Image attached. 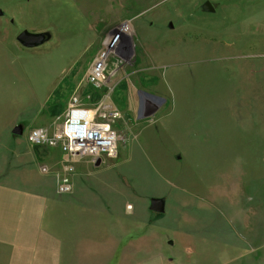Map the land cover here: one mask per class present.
I'll list each match as a JSON object with an SVG mask.
<instances>
[{"label": "rangeland", "instance_id": "obj_1", "mask_svg": "<svg viewBox=\"0 0 264 264\" xmlns=\"http://www.w3.org/2000/svg\"><path fill=\"white\" fill-rule=\"evenodd\" d=\"M126 23L132 32L96 88L88 68ZM24 30L51 39L28 48L17 39ZM141 91L165 99L153 116L139 117ZM74 95L120 110L117 157L67 161L28 142L33 128L62 127ZM260 98L259 111L264 0H0V264H264V199L260 207L253 190L254 179L264 182ZM228 176L237 193L224 209ZM180 197L194 203L187 215ZM152 198L166 199L164 214L150 210Z\"/></svg>", "mask_w": 264, "mask_h": 264}, {"label": "built area", "instance_id": "obj_2", "mask_svg": "<svg viewBox=\"0 0 264 264\" xmlns=\"http://www.w3.org/2000/svg\"><path fill=\"white\" fill-rule=\"evenodd\" d=\"M132 32L129 23L119 26L107 35L99 52L90 64L87 83L96 88L104 87L111 76V60L119 56L122 44ZM121 112L116 105L107 99L96 104L86 105L77 96L70 97L68 109L62 127L52 135L43 127L29 131L27 140L32 146L48 145L71 160H89L93 164L104 159H113L119 153L124 137L117 127ZM42 171L48 168L42 166ZM72 171L70 165L58 184L60 193H69L72 189Z\"/></svg>", "mask_w": 264, "mask_h": 264}, {"label": "water", "instance_id": "obj_3", "mask_svg": "<svg viewBox=\"0 0 264 264\" xmlns=\"http://www.w3.org/2000/svg\"><path fill=\"white\" fill-rule=\"evenodd\" d=\"M203 9L209 13L216 12L215 6L210 1H207L203 5ZM170 28H173L172 23L170 24ZM17 39L23 46L33 48L48 42L51 39V34L48 32L33 33L28 30H24L18 35ZM139 96V117H141L143 111H145L146 116H153L160 109L161 104L165 102L164 98L149 94L144 91H141L139 93ZM150 101H154L155 103L152 104L150 103ZM23 132L24 131L22 126H17L13 129V133L16 135H22ZM98 164H101V161H99ZM150 210L157 214H164L166 212V199L152 198L150 203Z\"/></svg>", "mask_w": 264, "mask_h": 264}, {"label": "crops", "instance_id": "obj_4", "mask_svg": "<svg viewBox=\"0 0 264 264\" xmlns=\"http://www.w3.org/2000/svg\"><path fill=\"white\" fill-rule=\"evenodd\" d=\"M260 104L263 106V100H262V98L256 100V112H257L258 120H260V122H261V129H262V121L264 119V110L261 109L259 111V108H261V105ZM255 152L257 154L256 159L258 158V161L257 162L259 163V165H261V162H263V157H264L263 156V154H264V145L262 144V142L260 144H258V146H256ZM177 159H178V161H182V157L181 156H178ZM261 179H262V181H264L263 178H262V176H261ZM261 183H262L261 184V187H259L257 181L254 179V185H253L254 186V189H253L254 190V197L255 198H258V200L260 201V207H262V201L264 199V196H263L264 195V191H263V187H264L263 186L264 185L263 183L264 182H261ZM218 192H219L218 194H220L222 192L223 208L225 207V205H227V208L230 207L231 200H232L231 198H232V196H235L236 193H237L235 182H234V180L232 181L231 176H228L227 178H223L222 188L219 189ZM216 194L217 193H214V191L211 194V199L212 200L210 199V203H211L212 207H215L214 201H215ZM176 202L180 206V208H177V209H178V211L181 214H186L188 212L187 209L193 207V205H194V203H191V206L189 207L188 201L184 197L177 198L176 199ZM230 217H229V220H230ZM255 225L256 226L258 225V227H259V231H258L259 232V237H260V240H262V230H263V212H262V208H260V214H259V217H258V221H257V219L255 220ZM116 243H117V245L118 244L120 245V242L118 240H117ZM146 243L145 242L140 243L139 244L140 246L137 247V250L140 249L141 247L145 246ZM148 243L150 244L151 242H148ZM113 244H114V242H113ZM153 245L155 247V244H153ZM118 247L119 246H117L115 248L118 249ZM163 248H164V246H163ZM130 249H132L131 246H130ZM132 250H134V249H132ZM112 255H113V252H112ZM123 256H124V252L122 253V257ZM112 258L113 257H111V259ZM163 258L165 259L164 256H163Z\"/></svg>", "mask_w": 264, "mask_h": 264}, {"label": "trees", "instance_id": "obj_5", "mask_svg": "<svg viewBox=\"0 0 264 264\" xmlns=\"http://www.w3.org/2000/svg\"><path fill=\"white\" fill-rule=\"evenodd\" d=\"M64 91V86H60L58 89L55 90L53 96L51 97V99L48 102V109L51 111L54 107L57 106V99L58 96Z\"/></svg>", "mask_w": 264, "mask_h": 264}, {"label": "bare ground", "instance_id": "obj_6", "mask_svg": "<svg viewBox=\"0 0 264 264\" xmlns=\"http://www.w3.org/2000/svg\"><path fill=\"white\" fill-rule=\"evenodd\" d=\"M182 40V39H181ZM188 40V39H187ZM185 41V40H184ZM193 44V43H192ZM191 49V47L188 49V50H190ZM194 49V48H193ZM178 54H179V52H178Z\"/></svg>", "mask_w": 264, "mask_h": 264}]
</instances>
